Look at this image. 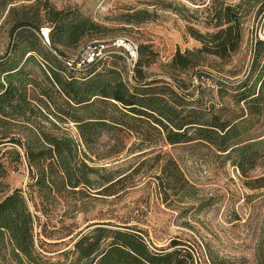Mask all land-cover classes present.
I'll return each instance as SVG.
<instances>
[{"label": "trees", "instance_id": "1", "mask_svg": "<svg viewBox=\"0 0 264 264\" xmlns=\"http://www.w3.org/2000/svg\"><path fill=\"white\" fill-rule=\"evenodd\" d=\"M37 1L0 0V24L9 22L10 35L15 33L19 40L11 51L0 54V192L8 165L24 161L28 170L26 188H15L0 199V246L16 264H200L192 247L181 240H172L170 250L156 249L135 225L113 227L103 222L77 232L71 248L59 252L63 260H52L43 254L41 245L47 243L45 238L61 237H47L46 221L41 222L40 214L49 217L61 204L73 208L92 193L114 194L113 187L124 175H102V167L89 162L91 155L104 157L117 152L116 135L121 131L136 138L131 148L137 151L159 141H206L230 158L243 175L261 167L263 174L250 183L251 187L264 186L263 138H242L243 130L234 120L206 118L202 110L188 105L185 81L175 80L201 64L202 52L224 57L235 49L240 31L238 21L228 11L231 6L226 5L223 13L225 27L204 34L190 28L202 46L176 50L160 64L163 75L149 79L143 68L154 62L157 53L148 44L138 45L132 65L122 48L114 45L84 64V75H75V69L61 58L66 57V51H76L83 37L99 31V26L48 3L38 6ZM258 2L259 12L264 14V0ZM161 5L170 7L165 0ZM150 15L147 10H137L127 13L124 21L138 24ZM42 19L50 24L48 42L40 37ZM257 44L264 46V40ZM260 53V49L255 52V59ZM28 65H35V70L27 69ZM260 69L257 87L244 81L239 93L250 116L260 115L264 109V61ZM70 123L74 133L67 129ZM110 131L113 142L102 152L96 145L98 138ZM156 156L159 159L160 153ZM159 171L156 177L165 198L170 190L179 197L189 195L174 159L163 158ZM38 226L41 232L36 231Z\"/></svg>", "mask_w": 264, "mask_h": 264}, {"label": "rangeland", "instance_id": "2", "mask_svg": "<svg viewBox=\"0 0 264 264\" xmlns=\"http://www.w3.org/2000/svg\"><path fill=\"white\" fill-rule=\"evenodd\" d=\"M165 1L170 7L163 8L162 0H38L37 5L48 3L57 9L75 12L99 26V31H90L83 37L76 51H66V57L61 58L70 62L75 75H84L87 63L79 56L86 45L103 43L99 53L102 56L114 48V38L123 37L138 45L148 44L149 49L157 53L154 62L143 68L149 79L163 75L160 64L168 61L176 50L184 52L202 46L192 36L190 28L204 34L225 27L223 13L225 6L230 5L228 11L238 21L240 31L235 49H230L224 57L202 52L201 64L175 80L185 81L190 94L188 105L202 110L206 118L216 116L217 122L234 120L243 130L242 138L264 140V109L262 114L250 116L239 100L244 81L247 86L255 84L257 87L264 61V46L257 44L258 40H264L261 37L264 14L258 9L260 0ZM137 10H147L151 15L141 23L126 24V14ZM41 27H50V24L42 19ZM9 30V22L0 24V54L11 51L19 42L17 35H10ZM40 37L43 41L41 33ZM258 49L261 53L255 59ZM36 59L41 60L39 56ZM35 68V65L27 66L30 70ZM66 126L71 133L75 132L71 123ZM116 136L119 139L117 152L104 157H95L90 152L92 161L89 162L102 167V175H124L113 187L114 194L92 193L73 208L61 204L49 217L40 214L41 222L46 221L47 237H61L45 238L47 243L41 245L45 256L63 260L59 252L71 248L77 232H85L91 229V224L103 222L113 227L135 225L156 249L170 250L172 240H181L192 247L200 264H264V186L251 187L250 183L263 174L261 167L243 175L230 158L203 140L177 144L159 141L137 151L131 148L137 141L133 135L121 131ZM113 137L111 131L104 133L96 145L104 152ZM262 147L264 153V143ZM157 153H160L159 159ZM166 156L178 164L189 195L179 197L170 190L165 198L161 193L156 176L160 174L159 162ZM27 182L24 161L8 165L0 199L15 188L25 189ZM70 228L73 230L66 235ZM36 231L41 232V226ZM55 241L57 243H53ZM0 264H16L2 246Z\"/></svg>", "mask_w": 264, "mask_h": 264}, {"label": "built area", "instance_id": "3", "mask_svg": "<svg viewBox=\"0 0 264 264\" xmlns=\"http://www.w3.org/2000/svg\"><path fill=\"white\" fill-rule=\"evenodd\" d=\"M40 33L43 36V41L48 42V27H41ZM262 39H264V29L261 34ZM114 45L117 47H121V53L125 56L126 60L132 65L133 61L136 60L137 51H138V44L133 42L127 38H118L113 42ZM104 46L102 44L92 43L91 45L87 46L84 53L82 54L81 61L83 63L91 62L96 56H99L101 49ZM70 65V62H66Z\"/></svg>", "mask_w": 264, "mask_h": 264}]
</instances>
